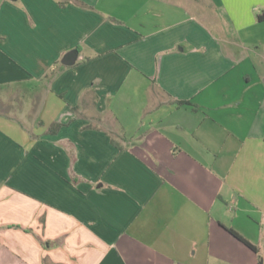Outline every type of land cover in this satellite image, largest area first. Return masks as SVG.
I'll use <instances>...</instances> for the list:
<instances>
[{
	"label": "crops",
	"instance_id": "1",
	"mask_svg": "<svg viewBox=\"0 0 264 264\" xmlns=\"http://www.w3.org/2000/svg\"><path fill=\"white\" fill-rule=\"evenodd\" d=\"M0 12V264H264V0Z\"/></svg>",
	"mask_w": 264,
	"mask_h": 264
},
{
	"label": "rangeland",
	"instance_id": "2",
	"mask_svg": "<svg viewBox=\"0 0 264 264\" xmlns=\"http://www.w3.org/2000/svg\"><path fill=\"white\" fill-rule=\"evenodd\" d=\"M1 1L2 0H0V3H1ZM6 17H7V15L5 16V14L0 12V24L7 23ZM20 17H22V16H20ZM35 84H38V83L36 81H34V83L29 82L26 84H18L15 86L10 85V87H8V88H3L2 86H0V119L3 118V116H4L3 113H11V114H13V116L20 117V118L24 119L25 122L30 125L28 127L29 129L24 128L25 130H27L28 132H31V130H32L34 133L39 132L40 128L35 127L34 122H33V119L35 120V118H36L35 115L39 113L37 110V106L36 107L35 106L34 107H28L27 106V100H23L24 87H27V86L28 87H34ZM39 84L42 85L41 82H39ZM35 87H36V85H35ZM37 87H38V85H37ZM10 93H14V94L16 93L17 96H16V98H14V101L8 100ZM95 94H96L95 92L89 91L85 94V98L89 97L91 99H94ZM35 97H37V96H35ZM95 98H97V97H95ZM95 100L96 99H94V101ZM92 102H93V100H92ZM101 103L103 105L108 104L107 101L106 102L102 101ZM98 107L99 106H97V108ZM103 110H104V108L102 109V111L100 109H99V111L97 110L96 114H99L98 116L101 115V117L104 118V116L107 115V112H104ZM3 123L4 122H2V124ZM6 129H10L11 133H15L18 135V133H16L15 130H13V128L7 126Z\"/></svg>",
	"mask_w": 264,
	"mask_h": 264
},
{
	"label": "water",
	"instance_id": "3",
	"mask_svg": "<svg viewBox=\"0 0 264 264\" xmlns=\"http://www.w3.org/2000/svg\"><path fill=\"white\" fill-rule=\"evenodd\" d=\"M78 55H79V51L77 49L70 50L65 54L62 62L65 65H73L76 63Z\"/></svg>",
	"mask_w": 264,
	"mask_h": 264
},
{
	"label": "trees",
	"instance_id": "4",
	"mask_svg": "<svg viewBox=\"0 0 264 264\" xmlns=\"http://www.w3.org/2000/svg\"><path fill=\"white\" fill-rule=\"evenodd\" d=\"M260 19H264V14L260 16ZM56 126L55 127H52V130L53 131H56ZM231 231L237 236L239 237L240 239H242L245 243H247L249 246H251L253 249H256V247L251 244L248 240H246L245 238H243L241 235H239L238 232H236L235 230L231 229ZM259 264H263V260L262 258L259 259Z\"/></svg>",
	"mask_w": 264,
	"mask_h": 264
}]
</instances>
